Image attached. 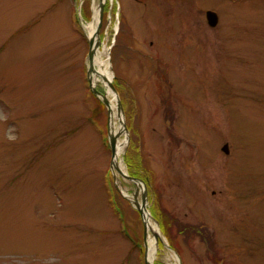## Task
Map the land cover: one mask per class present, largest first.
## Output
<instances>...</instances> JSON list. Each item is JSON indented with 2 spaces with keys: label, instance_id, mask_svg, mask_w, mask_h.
<instances>
[{
  "label": "rangeland",
  "instance_id": "374dc122",
  "mask_svg": "<svg viewBox=\"0 0 264 264\" xmlns=\"http://www.w3.org/2000/svg\"><path fill=\"white\" fill-rule=\"evenodd\" d=\"M100 4L0 0V264L148 255L132 200L142 188L111 169V116L88 82L82 8L88 21L103 12L120 158L160 229L153 263L264 264V0Z\"/></svg>",
  "mask_w": 264,
  "mask_h": 264
},
{
  "label": "bare ground",
  "instance_id": "6f19581e",
  "mask_svg": "<svg viewBox=\"0 0 264 264\" xmlns=\"http://www.w3.org/2000/svg\"><path fill=\"white\" fill-rule=\"evenodd\" d=\"M107 2V0H101V3L105 4ZM98 10L96 9L95 12V20L92 21L89 26H88V30H89V34L93 35V43H95L97 41V33H95L96 31V22L98 21ZM97 20V21H96ZM108 50H106L107 52ZM95 62L97 64L98 70L96 71V75H95V84L102 82L103 86H104V95L108 94V97L110 98L111 102H110V126H111V130L113 134H118L119 132H124L125 131V126H124V116L122 114L121 111H119L118 106H117V100H118V95L117 93L113 92L110 86V82L113 80V73L111 71V69L109 68V62L108 59L107 61L102 60L101 58V52L98 51L96 52V58H95ZM118 127V128H117ZM119 139V138H118ZM127 146V142L126 140L118 141L117 144V149H116V153H115V163H116V168L117 171H119L120 173L122 172H126L125 168L123 166V163L121 161V156L123 154V152L125 151ZM139 185V183H138ZM144 219L145 222L147 223V227H148V237H147V244H148V259L151 261H154L156 255H157V234H160V229L157 226V224L153 221L152 219V215L148 210H145L144 213Z\"/></svg>",
  "mask_w": 264,
  "mask_h": 264
},
{
  "label": "water",
  "instance_id": "95a60500",
  "mask_svg": "<svg viewBox=\"0 0 264 264\" xmlns=\"http://www.w3.org/2000/svg\"><path fill=\"white\" fill-rule=\"evenodd\" d=\"M207 18H208V21H209V24L212 25V26H215L218 24V21H219V17H218V14L214 11H211L209 10L207 12ZM96 46H99V43L96 45ZM96 49H91L90 50V54H89V57H90V70L93 71L94 70V67H93V57H94V52H95ZM111 88L116 91L115 87L113 84H111ZM105 103L107 106L110 105L109 103V100L106 99L105 100ZM121 110V106H119V111ZM110 136H111V144H112V149H113V155H115L116 153V148H117V135H113L112 132H110ZM114 163V161H113ZM123 173V172H122ZM125 176H127L129 179L131 180H139V181H142L141 179L139 178H136V177H132V176H129V175H126L125 173H123ZM137 196V194H136ZM147 199H148V193L146 190L143 191L142 193V201L139 202L138 200L135 201V204H136V207L137 209L139 210V212L141 213L142 217H144V213H145V210H146V205H147ZM144 225H145V236L148 235V227H147V223L145 222L144 220ZM158 236V234H157ZM146 264H153L152 262H150L147 258H146Z\"/></svg>",
  "mask_w": 264,
  "mask_h": 264
}]
</instances>
